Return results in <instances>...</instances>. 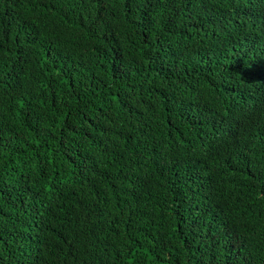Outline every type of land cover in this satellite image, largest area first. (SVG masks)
<instances>
[{
    "label": "trees",
    "instance_id": "1",
    "mask_svg": "<svg viewBox=\"0 0 264 264\" xmlns=\"http://www.w3.org/2000/svg\"><path fill=\"white\" fill-rule=\"evenodd\" d=\"M0 264H264V0H0Z\"/></svg>",
    "mask_w": 264,
    "mask_h": 264
}]
</instances>
